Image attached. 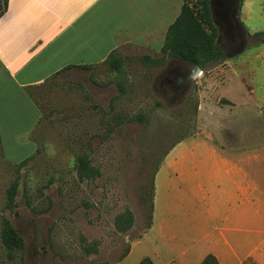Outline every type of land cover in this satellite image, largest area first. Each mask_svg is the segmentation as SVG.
Here are the masks:
<instances>
[{"label": "rangeland", "instance_id": "rangeland-1", "mask_svg": "<svg viewBox=\"0 0 264 264\" xmlns=\"http://www.w3.org/2000/svg\"><path fill=\"white\" fill-rule=\"evenodd\" d=\"M234 8L232 36L222 32L213 8L225 58L196 69L184 95L161 87L177 59L143 50L115 55L118 70L107 64L83 79L65 74L33 91L43 112L38 150L24 166L0 176V231L5 218L23 236L24 264H139L149 258L162 264L157 258L158 213L166 223L177 219L187 240L195 235L194 217L198 230L209 228L208 216L195 214L201 205L221 204L220 196L217 200L207 191L210 172L189 170L197 159L203 165L199 155H206L205 145L237 156L246 174L252 172L261 185L245 198L243 264H256L247 254L254 251L249 233L260 226L253 224L254 217H264V0H237ZM239 46L244 47L241 53ZM181 142V148L199 143L196 155L187 150L180 161L183 175L164 162L156 173L158 161ZM252 154L258 157L252 159ZM79 156H87L100 174L81 179ZM154 172L155 228L122 260L147 232V187ZM15 181L18 194L8 207L7 190ZM0 264H21L19 258L7 259L1 238Z\"/></svg>", "mask_w": 264, "mask_h": 264}, {"label": "crops", "instance_id": "crops-1", "mask_svg": "<svg viewBox=\"0 0 264 264\" xmlns=\"http://www.w3.org/2000/svg\"><path fill=\"white\" fill-rule=\"evenodd\" d=\"M183 4L184 0H7L0 17V176L4 177L6 170L18 167L38 150L37 133L43 112L32 96L33 91L65 74L77 79L85 78L86 73L97 74L111 55L127 50L161 54L167 32ZM0 6H4L3 0ZM189 68L196 71L192 65ZM192 143L185 148H181L183 142L178 143L163 161L179 176L184 170L178 168L180 161L187 153H198L199 143ZM205 146L206 155H199L203 165L197 159L189 170L199 174L203 167L210 172L207 191L215 199L220 196L221 204L217 208L201 205V211L195 214L208 216L209 228L198 230V219L194 217L195 235L187 240L180 233L177 219L166 223L158 213L157 258H162V264H201L209 254L220 264H243L246 259V193L261 190V185L252 172L246 174L237 156L230 157ZM24 153L28 154L23 157ZM176 187L173 182V188ZM254 218L253 224L260 226L249 233L254 251L247 255L256 264H264V217ZM154 228L153 214L151 227L122 260Z\"/></svg>", "mask_w": 264, "mask_h": 264}, {"label": "trees", "instance_id": "trees-1", "mask_svg": "<svg viewBox=\"0 0 264 264\" xmlns=\"http://www.w3.org/2000/svg\"><path fill=\"white\" fill-rule=\"evenodd\" d=\"M3 7L0 6V17L3 15L4 8L7 6V0H3ZM219 37L218 28L215 26L213 19V11L211 0H201L198 3L192 4L188 0H184L181 13L176 21L170 26L165 40V45L162 48L163 54H169L174 59L192 65L200 70H203L208 64L221 62L225 58V53L217 40ZM107 63L114 69H120V63L115 59V54L111 55ZM68 69H71L68 68ZM158 161L155 172L159 170L165 157ZM27 161L22 162L24 166ZM78 176L81 179H91L100 174L99 170L91 165L90 159L87 156H79L76 162ZM152 175L149 194V219L147 229L152 225L153 213V198H154V179L156 173ZM146 193V194H147ZM18 194V183L13 182L7 190L8 207H12L15 203ZM142 200H145L142 197ZM131 219V215L128 216ZM129 225L131 223L128 222ZM131 227V226H128ZM0 238L6 256L9 261L20 259L21 264H24V256L26 243L23 236L17 231L13 223L9 219H3L0 231ZM141 238V235L138 239ZM129 249L126 251L128 254ZM125 255V256H126ZM110 264V263H106ZM141 264H152L150 259H144ZM201 264H220L215 256L207 255Z\"/></svg>", "mask_w": 264, "mask_h": 264}, {"label": "flooded vegetation", "instance_id": "flooded-vegetation-1", "mask_svg": "<svg viewBox=\"0 0 264 264\" xmlns=\"http://www.w3.org/2000/svg\"><path fill=\"white\" fill-rule=\"evenodd\" d=\"M233 4L231 0H214L213 4L214 15L222 20V32L230 36L234 34L237 27L234 16H232ZM172 66L167 71V76L163 79L161 87L176 95H184L190 89L194 71L192 72L189 68L191 65L179 60H176Z\"/></svg>", "mask_w": 264, "mask_h": 264}, {"label": "water", "instance_id": "water-1", "mask_svg": "<svg viewBox=\"0 0 264 264\" xmlns=\"http://www.w3.org/2000/svg\"><path fill=\"white\" fill-rule=\"evenodd\" d=\"M233 3H235V1H237V0H231ZM213 4H214V0H211V7H212V11H213ZM236 13H237V8H234L233 10H232V16H236ZM244 50V47L242 46V47H240L239 48V50H238V52L239 53H241L242 51ZM197 70H200L199 68H196ZM196 71H194V73H195Z\"/></svg>", "mask_w": 264, "mask_h": 264}]
</instances>
